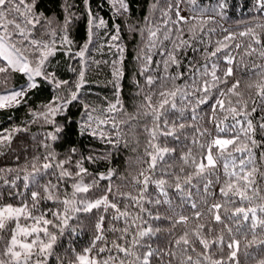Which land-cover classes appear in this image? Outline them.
I'll use <instances>...</instances> for the list:
<instances>
[{
	"label": "trees",
	"instance_id": "16d2710c",
	"mask_svg": "<svg viewBox=\"0 0 264 264\" xmlns=\"http://www.w3.org/2000/svg\"><path fill=\"white\" fill-rule=\"evenodd\" d=\"M0 37L33 67L0 53V91L34 80L0 205L50 222L42 264H264V0H9Z\"/></svg>",
	"mask_w": 264,
	"mask_h": 264
},
{
	"label": "rangeland",
	"instance_id": "374dc122",
	"mask_svg": "<svg viewBox=\"0 0 264 264\" xmlns=\"http://www.w3.org/2000/svg\"><path fill=\"white\" fill-rule=\"evenodd\" d=\"M0 53L2 55H4L10 61V63L14 65V67L16 69L19 70L20 66H22L26 63L28 65L29 69L31 71L33 70L31 63L25 57L18 56L16 54H14L7 47V45L4 42H2L1 40H0ZM28 81L30 82L28 84V87L29 86L32 87L34 84L33 76H31V78H29ZM24 91L25 90H17L15 92H11V93H0V107L10 106V105H13L16 102L20 101L24 96ZM17 93H20V95L16 96ZM14 96L16 97L15 100L12 99ZM8 206H11L13 208H21V207L25 208L22 205L18 206V205L6 204V205H0V209H3V208L8 207ZM22 216H20L19 219L16 220V226H15L14 233H13V236L16 237L18 243L14 246L12 244V239H11L10 248L14 252L23 253V249L20 248V244L31 243L32 241L35 240L37 243L34 245V247L32 249L31 258L28 259L27 261H25V259L23 258V255H22L21 259H20V264H42V259H40V256L43 253H41L39 251V249L42 246V244H47V243L51 242L48 240L49 239L48 235H46L44 233V231L40 230V229H45V228L47 229L48 228L47 224L43 223V221L45 219L43 217H35L34 219L30 220L28 223H24V222H22V219H21ZM37 221H39V223H37ZM17 225H19L20 228H27L29 231H31L32 228H37L38 231L33 233L32 235L25 236L23 234V232H20L18 230ZM82 257L84 258V260L86 262H88L89 260L91 261V259L86 255H84ZM4 264H17L16 259L12 256V254L10 252H9L8 260L5 261Z\"/></svg>",
	"mask_w": 264,
	"mask_h": 264
},
{
	"label": "snow or ice",
	"instance_id": "6c2138e0",
	"mask_svg": "<svg viewBox=\"0 0 264 264\" xmlns=\"http://www.w3.org/2000/svg\"><path fill=\"white\" fill-rule=\"evenodd\" d=\"M8 2H9V0H0V7L6 6V4ZM152 35H155V33H153ZM2 39L3 38L0 37V40H2ZM114 39H115V37H114ZM257 42L259 43V41H257ZM262 54H264V53H262ZM213 55H215V53H213ZM19 70L21 72L26 73V74H30V72H31V70L29 69V67H28V65L26 63L24 65L20 66ZM0 71H5V69L0 68ZM231 72H232V70L231 69H228V72L226 74L227 75H231ZM38 74L39 73H37V75ZM213 77L215 78V74L214 73H213ZM149 83L150 84L152 83L151 79H149ZM236 86L237 85H233L234 88ZM203 90L205 92H207L208 91V88L205 87ZM19 95H20V93H17L16 94V96H19ZM160 95L161 96H164L165 93L164 92H161ZM170 95L174 96L175 95V92L170 93ZM15 98L16 97L14 96L12 99L15 100ZM166 104H168V100L167 99H165L163 101V103L161 104V108H163L164 105H166ZM220 104L222 106V102H220ZM173 107H174V105H173ZM261 127H264V125H261ZM249 128H251V124H249ZM221 131H223V129H221ZM169 134H171V133H169ZM234 143H235V140H233V139H223V140L217 139L216 141H214V144L217 145V146H219L220 148H226L227 146L232 145ZM207 159H208L209 165H212L214 163L213 160H212L211 155H209L207 157ZM45 167H47V165ZM203 167H204V165H201V168L202 169H203ZM242 179L245 180V181H248L249 180V177L246 175V176H243ZM249 183H250V181H249ZM229 187L231 188V186H229ZM77 191H87V188L81 189V188L78 187L77 188ZM225 194H227V193H225ZM238 194L241 195L243 198L247 199V196L244 193L241 192V193H238ZM33 198H35V193L33 194ZM99 203L100 202L98 201L97 204L91 205L90 208L91 207H97L99 205ZM90 208H86L85 211L90 210ZM240 211H243V210L241 209ZM25 212H26V208H23V207H21V208H13L11 206H8V207H5L3 209H0V230H3L7 226V224H8L9 221L18 220L20 216H22V215L25 214ZM216 219H217V221H219L220 220V217L217 216ZM37 223H39V221H37ZM43 223L44 224H48L50 222L47 221V220H44ZM17 228H18V230L20 232H23V234L25 236L32 235L33 233H35V232L38 231L37 228H32L31 231H29L27 228H20L19 225H17ZM40 230L41 231H44V233L47 235V229L46 228L45 229H40ZM55 239H56L55 236L51 237V242L50 243H47V244H42V246L40 247L39 251L41 253H46L49 249H51L52 243L55 242ZM17 243H18V241H17L16 237L13 236L12 237V244L15 246ZM36 243L37 242L34 240L31 243L20 244V248L23 249V253H21V252H14V251H12L11 248L9 249V252L16 259L17 264H20V259H21V256L22 255H23V258L25 259V261H27L28 259L31 258V256H32V249H33V247H34V245ZM185 243H187V241H185ZM81 261H82V264H87V262L84 260L83 257H81ZM0 264H2V262H0Z\"/></svg>",
	"mask_w": 264,
	"mask_h": 264
},
{
	"label": "water",
	"instance_id": "95a60500",
	"mask_svg": "<svg viewBox=\"0 0 264 264\" xmlns=\"http://www.w3.org/2000/svg\"><path fill=\"white\" fill-rule=\"evenodd\" d=\"M31 73H32V71H31ZM29 83H30V82L27 81L26 83L22 84L21 86H18V87H11V88H8V89H6V90L0 91V93H11V92H15V91H17V90H25V91H24V95H25L26 91L30 88V86L28 87V84H29Z\"/></svg>",
	"mask_w": 264,
	"mask_h": 264
}]
</instances>
